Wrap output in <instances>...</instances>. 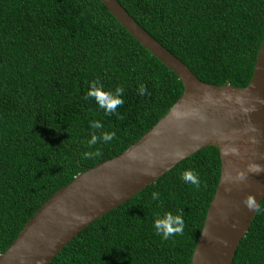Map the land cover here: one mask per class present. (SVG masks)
I'll list each match as a JSON object with an SVG mask.
<instances>
[{"label": "trees", "instance_id": "16d2710c", "mask_svg": "<svg viewBox=\"0 0 264 264\" xmlns=\"http://www.w3.org/2000/svg\"><path fill=\"white\" fill-rule=\"evenodd\" d=\"M119 1L201 80L251 81L264 0ZM90 81L105 91L123 87L115 114L86 98ZM183 92L180 78L101 0H0V254L54 193L122 154ZM93 120L103 128H91ZM103 131L116 135L89 148L91 135ZM97 149L99 157H84ZM187 169L198 188L181 179ZM221 171L219 148L200 149L89 224L49 264H191ZM260 205L232 264H264V199ZM165 212L184 219L183 232L167 240L153 227Z\"/></svg>", "mask_w": 264, "mask_h": 264}, {"label": "water", "instance_id": "95a60500", "mask_svg": "<svg viewBox=\"0 0 264 264\" xmlns=\"http://www.w3.org/2000/svg\"><path fill=\"white\" fill-rule=\"evenodd\" d=\"M146 49L182 81L184 92L160 120L122 154L78 174L54 193L0 254V264H49L84 228L146 188L183 159L213 145L222 159L221 179L207 212L191 264H232L257 212L243 200L264 199V40L246 86L201 80L156 39L119 0H101ZM182 113L180 119L176 113ZM238 149V155L232 149ZM176 153H183L175 159ZM238 170L244 181L234 179ZM62 209V211H61ZM75 214V215H74ZM75 216H84L80 222Z\"/></svg>", "mask_w": 264, "mask_h": 264}, {"label": "clouds", "instance_id": "9594fccd", "mask_svg": "<svg viewBox=\"0 0 264 264\" xmlns=\"http://www.w3.org/2000/svg\"><path fill=\"white\" fill-rule=\"evenodd\" d=\"M145 92L144 86L141 85L139 88L140 95H143ZM124 89L123 87H116L114 91H105L103 84L99 81H90L89 82V90L86 92V98L91 97L94 99L99 107L103 108L105 114H115L117 112V108L124 103L123 99ZM176 118L180 119L182 117V113L177 112ZM90 127L93 129L103 128V125L99 121H90ZM115 132L103 131L100 135L93 133L91 138L87 141V145L91 148L93 145H96L98 141H103L104 143H108L113 140L115 137ZM233 154L238 155V149L233 148ZM101 155V152L97 149L94 151H86L84 153L85 158H96ZM183 153H176L175 159L182 158ZM264 171V166L257 163H250L248 165V172L259 173ZM247 173L243 170H238L235 174L234 179L236 181H244L246 179ZM181 179L185 183H189L195 185L197 188L200 186V179L197 174L187 169L181 173ZM152 200L159 199V193L153 192L151 194ZM243 204L250 210L254 212L262 211L261 205L257 202L256 197L254 195H248L244 198ZM62 211V209H61ZM75 215V214H74ZM77 220L80 222H84L86 219L84 216H75ZM153 227L155 229L156 234H158L162 239L167 240L173 237L176 234H181L184 229V219L182 214H173L172 212H165L163 215H157L154 217Z\"/></svg>", "mask_w": 264, "mask_h": 264}]
</instances>
